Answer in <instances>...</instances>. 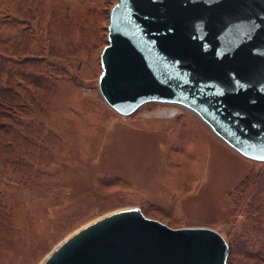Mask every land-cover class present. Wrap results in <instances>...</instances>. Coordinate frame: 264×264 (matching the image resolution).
Wrapping results in <instances>:
<instances>
[{"label": "rangeland", "instance_id": "374dc122", "mask_svg": "<svg viewBox=\"0 0 264 264\" xmlns=\"http://www.w3.org/2000/svg\"><path fill=\"white\" fill-rule=\"evenodd\" d=\"M116 1L0 0V87L7 80L11 96L0 103V264H39L78 228L128 207L174 228H213L230 264H260L248 254L264 258V161L183 106L151 101L121 115L101 96Z\"/></svg>", "mask_w": 264, "mask_h": 264}, {"label": "water", "instance_id": "95a60500", "mask_svg": "<svg viewBox=\"0 0 264 264\" xmlns=\"http://www.w3.org/2000/svg\"><path fill=\"white\" fill-rule=\"evenodd\" d=\"M98 88L121 115L183 106L242 156L264 161V0H117ZM209 227H170L139 207L78 228L39 264H227Z\"/></svg>", "mask_w": 264, "mask_h": 264}, {"label": "trees", "instance_id": "16d2710c", "mask_svg": "<svg viewBox=\"0 0 264 264\" xmlns=\"http://www.w3.org/2000/svg\"><path fill=\"white\" fill-rule=\"evenodd\" d=\"M7 47H8V45L6 43V40L3 38H0V80L7 78L6 74L8 75V73H9V70L7 68V61L8 60L4 58V54L6 53ZM5 82H6V85L0 87V103H2V104L10 103L9 98L11 97L9 94L5 93V92H7V90H9V87H10L9 82H7V80H5ZM0 130H2L3 133H8V131H9V129L6 128L4 125H0ZM262 193H264V190H259L258 194L255 196H257L259 198ZM260 198H262V197H260ZM260 198L258 199L259 203H260ZM256 207L259 208V206H256ZM0 216H1V214H0ZM258 217L264 218V212H261V213L258 212ZM262 247H264L263 243H261V246H260L261 250H263ZM248 258H252L253 260L258 258L257 263L264 264V258H263V255H260V252H259V254L258 253L257 254L256 253H250V254H248ZM227 264H230V261L228 260V258H227Z\"/></svg>", "mask_w": 264, "mask_h": 264}]
</instances>
